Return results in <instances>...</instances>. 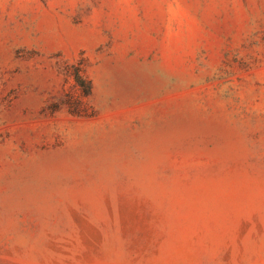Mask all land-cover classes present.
<instances>
[{"label": "rangeland", "instance_id": "rangeland-1", "mask_svg": "<svg viewBox=\"0 0 264 264\" xmlns=\"http://www.w3.org/2000/svg\"><path fill=\"white\" fill-rule=\"evenodd\" d=\"M0 264H264V0H0Z\"/></svg>", "mask_w": 264, "mask_h": 264}, {"label": "trees", "instance_id": "trees-1", "mask_svg": "<svg viewBox=\"0 0 264 264\" xmlns=\"http://www.w3.org/2000/svg\"><path fill=\"white\" fill-rule=\"evenodd\" d=\"M75 84L83 90V94L87 95L89 93V84L87 81L82 79L81 77H74Z\"/></svg>", "mask_w": 264, "mask_h": 264}]
</instances>
